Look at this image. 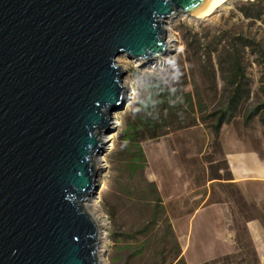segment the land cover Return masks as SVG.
<instances>
[{
    "label": "water",
    "instance_id": "obj_1",
    "mask_svg": "<svg viewBox=\"0 0 264 264\" xmlns=\"http://www.w3.org/2000/svg\"><path fill=\"white\" fill-rule=\"evenodd\" d=\"M206 3L0 0V264H99L83 201L128 97L116 57L158 60L164 20Z\"/></svg>",
    "mask_w": 264,
    "mask_h": 264
},
{
    "label": "rangeland",
    "instance_id": "obj_2",
    "mask_svg": "<svg viewBox=\"0 0 264 264\" xmlns=\"http://www.w3.org/2000/svg\"><path fill=\"white\" fill-rule=\"evenodd\" d=\"M245 1L229 0L201 17L177 14L165 19L167 50L160 62L127 60L124 55L116 57L124 70L122 79L128 97L122 109L111 112V128L104 134L103 152L98 155L101 158L100 168H96L98 186L92 199L97 202L99 264H158L162 260L166 264L168 256L161 250L160 241L163 223L158 220L154 226L148 224V232H138L148 223L154 206L150 196L141 193L143 183L137 177L127 179L119 169L116 152L121 133L126 118L145 95L148 77L160 75L167 64L171 65L172 74L185 73L190 81L194 80L209 108L222 106L229 87L220 80L216 61L222 48L230 47L229 42L235 43L245 75L247 96L236 104L233 116L221 124L216 138L208 126L210 122H198L157 139L143 140L140 146L146 164L142 175L155 184L161 199L162 217L167 221L170 218L177 221L178 207L188 205L185 192L193 194L208 190L209 200L229 201L237 238L244 248L248 246L241 225L246 218L259 214L256 198L264 194V184L250 183L241 189L236 183L226 182L228 172L222 159L224 150L252 149L264 160L261 111L247 118L254 105L264 103V13L259 18L243 16L239 7ZM259 1L264 10V0ZM196 39L204 45L195 48L197 53L193 48ZM185 42L190 44L187 51ZM214 43H217V50L211 51ZM206 54L210 55L211 66L204 58ZM161 64L166 65L162 67ZM210 67L214 70L213 80L207 79L210 78L207 72ZM185 89L189 90V85ZM243 190L249 196L248 200L242 195ZM229 260L235 258H226Z\"/></svg>",
    "mask_w": 264,
    "mask_h": 264
},
{
    "label": "trees",
    "instance_id": "obj_3",
    "mask_svg": "<svg viewBox=\"0 0 264 264\" xmlns=\"http://www.w3.org/2000/svg\"><path fill=\"white\" fill-rule=\"evenodd\" d=\"M259 2V0H246L241 3L239 10L245 17L259 18L264 13L262 6L258 4ZM194 42L193 48L197 53L196 49L203 48L204 45L200 44L199 39L194 40ZM216 44L214 43L211 51L217 50ZM229 44V48H222V53L216 61L220 80L229 87L228 95L222 106L209 108L201 96L198 85L194 84V80L191 79L192 81H190L185 73L172 74L171 65L167 64L164 70H161L160 75L148 77L145 84V95L138 101L137 108L126 118L121 133L119 149L116 152L119 169L127 179L137 177L143 183L144 188L141 189V193L150 196L154 206L148 223L140 227L138 232H148L150 230L148 224L154 226L158 220L163 223L160 241L162 243L161 250L166 252L168 256L166 264L186 263L181 255L170 222L162 217L161 199L155 184L144 179L142 175L146 160L140 143L146 139H157L172 130L194 126L198 122H210L208 126L211 128L213 136L217 137L221 124L227 122L233 116L236 104L243 96H247L244 87L245 75L235 43L229 42ZM189 46V43H184L186 51ZM204 58L207 62H210L211 66L210 55L206 54ZM207 72L210 73L211 78L207 77V79L213 80V68L210 67ZM186 85H189V90L185 89ZM259 111H261L260 121L264 125V103L254 105L249 110L250 114L248 113L247 118L258 114ZM167 245L169 247L165 248ZM222 260L227 262L226 258ZM164 263L165 261L162 260L158 264ZM211 263L214 262L203 264Z\"/></svg>",
    "mask_w": 264,
    "mask_h": 264
},
{
    "label": "crops",
    "instance_id": "obj_4",
    "mask_svg": "<svg viewBox=\"0 0 264 264\" xmlns=\"http://www.w3.org/2000/svg\"><path fill=\"white\" fill-rule=\"evenodd\" d=\"M222 159L228 172L226 182L236 183L241 189L250 183L264 184V160L256 151L224 150ZM209 195L208 190L185 192L188 205L178 207L177 221L170 218L185 263H221L222 259L233 257L235 260L227 262L264 264V194L256 198L259 214L246 218L241 225L248 241V252L237 238L230 202L209 200ZM242 195L248 200L244 190Z\"/></svg>",
    "mask_w": 264,
    "mask_h": 264
},
{
    "label": "bare ground",
    "instance_id": "obj_5",
    "mask_svg": "<svg viewBox=\"0 0 264 264\" xmlns=\"http://www.w3.org/2000/svg\"><path fill=\"white\" fill-rule=\"evenodd\" d=\"M229 0H208V3H206V5L199 11L197 12L193 17H201L203 15H207L209 13H211L212 11L218 9L219 7L224 6L225 4H227ZM165 54V52H164ZM163 54V55H164ZM163 55L158 56V60H151L150 62L154 61V62H160V60L163 59ZM142 61V60H139ZM147 61V60H144ZM149 62V61H148ZM122 85L124 87V80L122 82ZM127 91V88H126ZM125 91V92H126ZM105 138V136H102V140ZM100 163H101V158L99 156H95L93 159V165L95 167V171L96 168L99 169L100 168ZM83 206L85 208V210L93 217V219L96 221V223L98 224V228H99V222H98V216L96 215V211H97V202L95 200L92 199V197H88L85 201H83ZM99 254H98V262L100 263V258H99Z\"/></svg>",
    "mask_w": 264,
    "mask_h": 264
}]
</instances>
